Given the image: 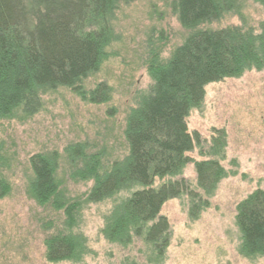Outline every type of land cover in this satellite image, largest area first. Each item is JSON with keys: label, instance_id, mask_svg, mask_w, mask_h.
I'll list each match as a JSON object with an SVG mask.
<instances>
[{"label": "rangeland", "instance_id": "rangeland-1", "mask_svg": "<svg viewBox=\"0 0 264 264\" xmlns=\"http://www.w3.org/2000/svg\"><path fill=\"white\" fill-rule=\"evenodd\" d=\"M174 1L134 0L114 12L100 66L83 82L88 91L104 83L106 102L91 103L60 87L41 95L35 113L19 111L0 120V177L11 186L0 199V264H264L263 254L244 248L236 220L239 203L264 189V68L207 84L201 103L190 109L188 129L200 137L188 153L192 162L176 178H156L154 187L186 178L201 197L183 194L163 204L161 215L170 223L163 256H154L141 240L125 246L104 234L107 217L134 189L91 203L87 193L94 182L77 175L86 157L100 154L102 165L109 167L127 155V118L151 91L150 65L168 60L193 32L181 25ZM263 22V5L242 0L241 7L200 28L259 27ZM78 147L85 158H77ZM36 153L55 165L71 208L70 228L64 210L39 204L31 193L29 159ZM197 161H218L226 172L210 193L198 187ZM66 229L86 245L85 254L52 262L47 239Z\"/></svg>", "mask_w": 264, "mask_h": 264}, {"label": "trees", "instance_id": "trees-1", "mask_svg": "<svg viewBox=\"0 0 264 264\" xmlns=\"http://www.w3.org/2000/svg\"><path fill=\"white\" fill-rule=\"evenodd\" d=\"M133 1L0 0V120L19 111L35 113L41 95L60 87L91 103L106 102L104 83L88 91L83 82L100 66L114 12ZM255 1L264 7V0ZM241 4L242 0H175L173 9L181 25L193 32L168 60L150 65L151 91L127 118V155L104 167L100 154L86 157L77 148V158L87 159L77 175L94 182L88 202L99 203L124 189H134L106 219L104 234L111 242L129 246L141 240L154 256L161 257L170 237V223L161 215L163 204L183 194L200 199L186 178L170 180L159 188L154 183L156 178L180 175L192 162L188 153L200 137L190 133L186 119L190 109L203 100L205 86L264 68V22L259 27L200 28ZM29 162L33 197L41 205L64 210L72 227L71 208L52 160L36 153ZM194 163L198 187L206 193L226 175L218 161ZM10 192L9 182L0 177V199ZM236 220L246 251L264 255V189L239 203ZM47 249V258L59 262L80 259L86 245L66 229L47 239Z\"/></svg>", "mask_w": 264, "mask_h": 264}, {"label": "bare ground", "instance_id": "bare-ground-1", "mask_svg": "<svg viewBox=\"0 0 264 264\" xmlns=\"http://www.w3.org/2000/svg\"><path fill=\"white\" fill-rule=\"evenodd\" d=\"M177 176V175H176ZM176 178V177H175Z\"/></svg>", "mask_w": 264, "mask_h": 264}]
</instances>
